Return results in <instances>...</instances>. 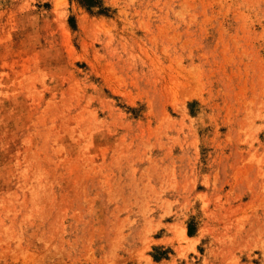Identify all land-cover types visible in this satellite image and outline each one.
I'll return each mask as SVG.
<instances>
[{"label": "rangeland", "instance_id": "rangeland-1", "mask_svg": "<svg viewBox=\"0 0 264 264\" xmlns=\"http://www.w3.org/2000/svg\"><path fill=\"white\" fill-rule=\"evenodd\" d=\"M89 1L0 0V264H264V0Z\"/></svg>", "mask_w": 264, "mask_h": 264}, {"label": "trees", "instance_id": "trees-1", "mask_svg": "<svg viewBox=\"0 0 264 264\" xmlns=\"http://www.w3.org/2000/svg\"><path fill=\"white\" fill-rule=\"evenodd\" d=\"M86 1H89V0H86ZM91 1H93V2H91ZM89 2H90V3H88V4H89V5H92V4H96L97 1L90 0Z\"/></svg>", "mask_w": 264, "mask_h": 264}]
</instances>
